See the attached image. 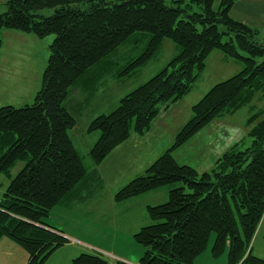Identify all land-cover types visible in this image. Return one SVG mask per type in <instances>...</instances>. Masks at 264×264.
Instances as JSON below:
<instances>
[{
  "label": "trees",
  "instance_id": "16d2710c",
  "mask_svg": "<svg viewBox=\"0 0 264 264\" xmlns=\"http://www.w3.org/2000/svg\"><path fill=\"white\" fill-rule=\"evenodd\" d=\"M236 1L222 0L215 8L214 0H173L171 5L166 0H7L0 14V49L3 29L55 36L34 101L0 108V176L10 180L0 198V240L8 238L26 251L27 264H45L69 241L46 221L54 208L87 200L103 184L97 166L132 132L148 133L160 106L169 108L188 95L215 50L241 61L243 68L192 107L173 144L118 190L114 202L152 192L167 196V202L147 206L150 223L133 235L143 247L138 264H195L213 234L212 258L264 264L252 253L264 217V107L247 121L248 140L218 157L210 171L199 173L174 157L211 122L235 114L264 91V37L230 16ZM47 9L53 13L46 15ZM165 40L177 53L154 75L120 98L107 88L142 76ZM76 90L89 93L82 104L90 97V104L111 106L88 125L89 133H100L88 166L69 134L78 123L70 107L80 104L69 100ZM19 163L22 168L12 176ZM72 264L109 262L102 253L84 252Z\"/></svg>",
  "mask_w": 264,
  "mask_h": 264
},
{
  "label": "rangeland",
  "instance_id": "374dc122",
  "mask_svg": "<svg viewBox=\"0 0 264 264\" xmlns=\"http://www.w3.org/2000/svg\"><path fill=\"white\" fill-rule=\"evenodd\" d=\"M172 1L166 0L168 5H171ZM6 3L7 0H0V14L5 12ZM44 12L46 15H50L53 13V9H47ZM8 30L12 31L11 29ZM17 33L21 39H10V36L3 34L4 43L0 49V108L4 106L20 108L34 101L48 64L49 46L55 39L54 35L38 38L31 34L34 40L28 42L24 40L28 33L21 31ZM174 47L173 42L165 40L161 55L143 70L142 76L136 75L137 78L122 81L123 85L120 83L118 86L115 85V82H110L107 84V88L115 90L117 97H123L127 91L132 90L133 86H138L142 80H147L151 74L154 75L163 62L166 63L170 60L177 53ZM136 54L137 51L135 50ZM223 56L224 54L219 50L213 51L208 56L206 68L192 91L169 108H165L164 105L160 106V113L152 123L148 133L141 136L132 132L130 138L115 148L102 162L103 164H100L98 169L105 183L100 187L96 186L90 196V198L96 195L102 196L97 207L90 209V214L94 217L91 215L86 217L85 214H81V204L75 203L71 209L60 206L54 208L46 221L50 225L65 231L72 239L77 240L78 242H74V245L81 247V249L85 248L87 253H96L94 250H99L107 260H111L103 253V250H112L117 254L128 256L133 261L140 259L143 254V247L135 242L133 235L128 232L127 225L125 223L117 225L114 223L117 219L106 218L112 212L123 209L122 207L118 208V203L114 202V195L132 179L143 174L173 144L177 133L191 119L192 107L215 84L227 80L241 71L243 68L241 61L225 59ZM88 94L76 90L69 99L71 104H80V108L70 107V110L77 114L78 123L74 129L69 131V134L81 155L85 157L84 162L87 166L88 163H92L88 155L100 134L99 132L89 133L88 125L96 116L111 110V106L106 101L90 104V97L85 100V104L80 103ZM263 107L264 91H261L256 93L250 102L238 112L217 118L192 138L193 140L191 139L183 147L175 150V159L181 165L194 167L199 173L210 171L218 157L237 142L244 139L248 140L247 135L250 127L247 126V121L252 114ZM133 128L134 124L132 130ZM22 166V163L15 166L12 170V176H15ZM9 182L8 178L3 175L0 176V198ZM156 193L152 192L131 200L139 204L135 206L136 208L133 206V211L141 209L146 213L145 220L139 219L140 215L136 217L134 215L132 221H141L142 226L150 223L146 212L147 206L167 202V196H163L162 192ZM105 210L106 212H104ZM98 212H102V215ZM104 213H106L105 217ZM95 216H100L101 219ZM262 225L264 227V217L255 233L252 246L254 245L253 254L264 259V228H261ZM111 238H115L119 244L111 243ZM214 239L215 235L213 234L208 249L197 259L195 264H227L225 255L216 261L212 260L210 249Z\"/></svg>",
  "mask_w": 264,
  "mask_h": 264
},
{
  "label": "crops",
  "instance_id": "0c3cea01",
  "mask_svg": "<svg viewBox=\"0 0 264 264\" xmlns=\"http://www.w3.org/2000/svg\"><path fill=\"white\" fill-rule=\"evenodd\" d=\"M221 1L222 0H214V7L218 8L221 4ZM230 16L234 18L235 20L246 24L247 26L257 28L258 30H260L261 32L260 35L262 36V38L264 37V0H237L233 4L230 10ZM3 30H2L3 43H4L3 34H7L8 36H10V39L20 38V35L19 33H17L18 32L17 30L15 31L14 30L10 31L8 29H3ZM27 35H25L24 40L28 42H33L34 40L33 39L34 37H32L33 35L31 34H29L28 36ZM223 61L225 60L223 59ZM99 166H97V170L100 174V171L98 169ZM102 181L103 183H105L103 178H102ZM101 199H102V196L96 195V196H93L91 199L90 197H88L87 200L81 202L80 203L81 209H82L81 214H85L84 216L86 217L90 215L94 217V215L90 214L91 212L90 209H93V207H97V204L101 201ZM132 200H135V199H132ZM122 203H120L122 205L118 204L117 206L118 208L122 207L123 209L112 212L111 214L107 215L106 218L110 217V219H117L114 222L117 225L121 223H125L127 225L128 232L134 235L142 227L141 221L140 222H138L137 220L132 221L134 219V215L135 217L140 215L138 218L145 220L146 217L144 216L146 215V213L143 210L141 211V209L139 211H133V206L135 207L139 205L138 202H133L129 200V201H125ZM73 205L69 207V209L73 208ZM104 212H106V210ZM98 213L101 214L102 212H98ZM105 215L106 213H104V217ZM100 216H98L99 219H101ZM261 228H264L263 225ZM64 233L69 241L63 247L57 249L45 264H72V261L75 257L87 251L85 250V248L81 249V247H77L76 245H74V242L77 243L78 241L75 239H72L71 236H68V234L65 231ZM110 242L115 245L119 244V242L115 240V238H111ZM253 250H254V245L252 246V253H253ZM94 251H96L97 253H102L99 250H94ZM103 251H104L103 253H105L106 256L111 258V260H108V262L112 261L109 264H115L116 261H119V260L128 262L130 264H138L140 260L138 259L137 261L136 260L133 261L128 256H123V254H117L113 252L112 250H108V251L103 250ZM212 260L216 261L218 259L212 258ZM27 261H28V254L20 246L16 245L12 241H10L8 238H3L0 240V264H27Z\"/></svg>",
  "mask_w": 264,
  "mask_h": 264
}]
</instances>
